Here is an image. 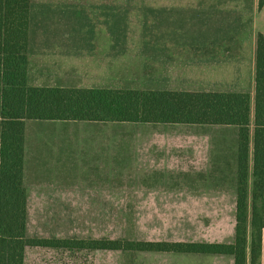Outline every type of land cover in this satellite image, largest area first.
Masks as SVG:
<instances>
[{
    "label": "crops",
    "instance_id": "0c3cea01",
    "mask_svg": "<svg viewBox=\"0 0 264 264\" xmlns=\"http://www.w3.org/2000/svg\"><path fill=\"white\" fill-rule=\"evenodd\" d=\"M259 34H264V2L259 6L258 0H30L27 85L247 93V211L250 206V212ZM189 127L199 128L197 133L202 136L209 131L222 133L219 140L212 139V135L204 140H175L186 136ZM226 130H231V135ZM236 136V127L222 125L25 120L22 170L26 193L25 236L67 245L28 246L23 264H88V260L91 264L92 254L109 252L73 244L98 240L91 237H29L25 186L28 179L71 181L72 188L77 186L76 181H94V189L101 192L103 188L105 193L108 181L175 178L169 177V172H179L176 175L183 180H207L210 181L207 186L181 190L186 211L195 204L203 224L201 228L197 224L195 237L178 242L232 243ZM189 155H202L201 164L189 165ZM171 161L179 165L172 166ZM221 180L231 181V190L224 188ZM225 196H233L230 205L233 216L228 229L220 230V208L225 206L220 197ZM87 210L72 207L68 211ZM247 224L250 227L248 215ZM133 253L146 254L151 264H234L232 255ZM248 261L247 242L246 264ZM259 264H264V228Z\"/></svg>",
    "mask_w": 264,
    "mask_h": 264
},
{
    "label": "trees",
    "instance_id": "16d2710c",
    "mask_svg": "<svg viewBox=\"0 0 264 264\" xmlns=\"http://www.w3.org/2000/svg\"><path fill=\"white\" fill-rule=\"evenodd\" d=\"M264 0H258L259 6ZM30 0H0V264H23L25 248L65 242L25 236L24 121L222 125L237 128L236 201L232 243L87 240L90 250L232 255L246 264L249 95L247 93L68 89L27 85ZM264 228V34L257 36L249 261L259 264Z\"/></svg>",
    "mask_w": 264,
    "mask_h": 264
},
{
    "label": "rangeland",
    "instance_id": "374dc122",
    "mask_svg": "<svg viewBox=\"0 0 264 264\" xmlns=\"http://www.w3.org/2000/svg\"><path fill=\"white\" fill-rule=\"evenodd\" d=\"M198 129L189 127L186 136H179L175 140L179 142L185 139L204 140L208 139L209 135L213 136L212 139L219 140L218 136L222 133L221 130L209 131L202 136L197 133ZM226 132L229 135L232 133L231 130ZM196 157L188 156L189 165L192 167H195L197 162L201 164L203 160H200L202 155ZM177 161H171L172 166L175 163L179 165ZM192 171L195 169L193 168ZM178 173L169 172L167 175L175 178L165 180L108 181L106 193L103 188L101 192L94 189V181H76L77 186L72 188L71 181L28 179L25 181L29 203L27 235L47 238L91 237L98 240L160 242H178L195 237L197 224L201 228L203 221L198 219L195 204L191 207L189 205L186 211L181 190L189 187H204L210 181L197 178L183 180L179 178ZM220 183L224 184V188L231 190V181L221 180ZM232 197H220L225 204L221 206L224 209L220 208V230L228 229L229 219L233 216L230 206ZM72 204L76 206H70ZM72 207L77 210H88L69 212V208ZM249 207L248 216H250ZM95 209L97 211H93ZM246 238L248 242L249 224H247ZM91 258V264H151L148 256L141 253L125 254L109 251L92 254Z\"/></svg>",
    "mask_w": 264,
    "mask_h": 264
}]
</instances>
